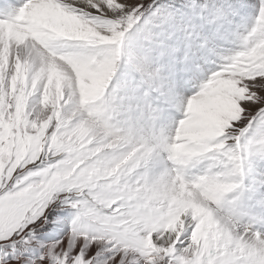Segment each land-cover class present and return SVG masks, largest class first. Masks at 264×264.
Masks as SVG:
<instances>
[{"label":"snow or ice","instance_id":"1","mask_svg":"<svg viewBox=\"0 0 264 264\" xmlns=\"http://www.w3.org/2000/svg\"><path fill=\"white\" fill-rule=\"evenodd\" d=\"M0 264H264V0H0Z\"/></svg>","mask_w":264,"mask_h":264}]
</instances>
